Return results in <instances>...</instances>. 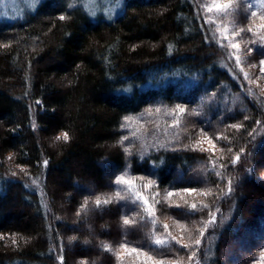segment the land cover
Wrapping results in <instances>:
<instances>
[{
  "label": "trees",
  "instance_id": "trees-1",
  "mask_svg": "<svg viewBox=\"0 0 264 264\" xmlns=\"http://www.w3.org/2000/svg\"><path fill=\"white\" fill-rule=\"evenodd\" d=\"M227 55L198 0H124L113 20L93 19L63 0H42L24 18L0 21V264H60L61 252L63 264H79L77 257L86 264H119L125 241L154 256L196 250L198 264H264V206L255 201L264 198V127L246 146L243 132L230 134L229 147L246 154L236 163L226 149L223 156L189 147L159 149L141 158L120 146V124L129 114L159 101L189 106L211 89L240 92L244 86ZM256 95L248 103L259 109ZM258 99L263 112L264 100ZM64 132L70 139L57 140ZM103 160L117 171L128 166L134 177L161 189L209 185L213 192L194 215L174 206L154 225L156 218L138 203L117 202ZM204 164L211 170L201 184L189 171ZM82 182L92 188L79 189ZM95 196L113 202L97 208ZM151 198L154 210L164 203L161 195ZM125 216L137 220L134 227L144 223L145 232L127 234ZM73 217L88 228L72 225ZM213 217L199 248L182 249L181 239L158 251L148 246L161 228L168 230L165 237L174 236L169 218L201 229ZM248 234L244 253L230 249L243 248Z\"/></svg>",
  "mask_w": 264,
  "mask_h": 264
},
{
  "label": "rangeland",
  "instance_id": "rangeland-1",
  "mask_svg": "<svg viewBox=\"0 0 264 264\" xmlns=\"http://www.w3.org/2000/svg\"><path fill=\"white\" fill-rule=\"evenodd\" d=\"M41 1L42 0H0V21L12 22L22 19L26 14L34 11ZM63 1L68 7H80L93 19L104 17L113 20L120 15L124 9V0ZM198 1L201 5L204 20L211 21L210 23H206L208 29L212 30L217 42L223 45L222 47L226 48L227 56L230 58L236 73L240 76L241 80H239V82L241 81L244 87L237 93L228 90L222 91L220 88L201 92L199 96H197L194 104L189 106L180 105L178 103L168 104L159 101L139 113L125 116L120 124V146L126 151L129 157L137 155L143 158L152 151H157L159 149L175 150L189 147L207 151L215 156H223V150L226 149V151L234 153L232 159L239 154L241 158L244 157L246 160V154H241L240 148L238 150L230 148V144H227L226 141H231L229 140L230 134L243 132V138L247 139V144H244L246 146L248 145L249 139L258 135L264 127L263 104L258 99L262 98L264 100V73L260 72V60L264 59V41H261L260 37L264 36V28L258 27L264 24V18H262L264 17V7L261 6V0H237V4H243L245 8H247L249 4L252 5L251 9L246 14L242 13L239 16H236L231 11H229L228 14L217 13L215 8H213L212 12H208L207 8L213 6L214 0ZM221 2H224V0H221ZM252 11L257 12L256 17H251ZM249 27L252 28V31L240 32V29H247ZM234 32L239 34L234 35ZM253 40L256 41V44L252 43ZM232 44H238L239 48H232ZM249 48L253 49L251 53L248 51ZM238 56L241 58L239 64L236 62ZM253 65H255V67H253ZM245 73H247V79L245 78ZM195 82L196 79H192V84ZM57 83L60 84L61 82L57 81ZM253 92L257 94V98H255L258 100L259 104H257V106L259 109L257 107L251 108L248 103V97H250ZM177 105L183 107L185 112L178 113L176 110ZM158 109L159 111H157ZM252 118L254 121L248 125L246 129L245 123ZM211 119L213 120L211 121ZM223 120L226 121L223 123L222 129H218L219 131L217 132L215 129ZM229 120H231V122H229ZM257 121H260V123H257ZM209 123L212 124L208 125ZM231 125H242V127L233 128L230 127ZM205 133H207V136H205ZM221 136L226 137V139H217V137ZM210 139L213 144H209ZM213 145L215 146L213 147ZM244 145L243 147L245 148ZM229 149L231 151H229ZM262 155V168L259 171L264 175V152ZM101 165L104 168V173L108 177V180L111 181V178L114 180L116 192L119 191L121 197L127 200H135V194L139 193L143 199L148 201V205H144L143 200H140L137 202L138 205H136V207L138 209L145 207L151 208L153 210L152 216L156 218V223L157 217L160 220L163 218L165 219L170 213V208L176 205H180L183 210L190 209L192 204L201 207L204 205L203 203L207 202L211 192H213V190L210 189L211 187L208 188L209 185H199L197 188H191L196 190L192 193H185L183 189L186 188L178 190L161 189L155 185L154 181L148 178L134 177L128 166L117 171L113 168L114 166L106 160L101 161ZM192 170L189 171L191 173L190 176L195 177V179H198L200 183L203 184V182L207 181H204L201 176L211 170V165L204 164L195 168L194 171ZM117 177H122L125 181H130V186L125 184L117 185L115 183ZM177 178L185 180L181 178V175ZM141 180L144 182H141ZM76 186L83 190L92 188V184L89 182L78 183ZM147 187L149 192H145L144 190V188ZM169 192L173 193L171 197L167 196ZM206 192L210 194L204 195ZM152 194L161 195L162 201L164 202L160 204L158 208H155L156 211L153 205L155 201L151 198V196H153ZM95 197L97 198V196ZM255 201L257 203L256 205L264 206L263 197L258 196ZM170 205L172 206L170 207ZM130 209L131 207L127 208V210ZM196 209H198V207ZM208 220L209 219H207L206 222ZM71 221L73 222L72 225H74L75 221L74 226H78L79 229L81 226H83L84 229L88 228L84 224L77 223L74 217ZM192 223L195 224L196 227H187L183 222L171 218L168 219L170 233L187 244L190 243L189 238H195L198 235V223ZM126 232L127 234L133 232V236L135 237L139 232H145V224L142 223L137 227L128 228ZM158 232L160 234L156 233L155 238H164L165 235L168 234V230H163L162 228L158 230ZM71 237L73 236L71 235ZM251 239V235L248 234L246 241L242 243L243 248L242 245L239 244L241 246L235 248L231 246L230 249L238 251L239 254L240 252L244 253L247 247L246 245L249 244V240ZM128 247L133 248L134 246L132 247V245L128 244ZM261 251V254L264 256V249H261ZM118 252L119 258H122L119 264H154L156 260H163L164 264H174L175 261H179L180 264H198L197 255L192 260L188 259L196 250L191 251L188 255L183 257L154 256L149 254L146 248H141V253L139 254L126 251L122 247ZM143 253L152 256V259H147ZM82 261L86 262L82 258H76L77 263L81 264Z\"/></svg>",
  "mask_w": 264,
  "mask_h": 264
},
{
  "label": "snow or ice",
  "instance_id": "snow-or-ice-1",
  "mask_svg": "<svg viewBox=\"0 0 264 264\" xmlns=\"http://www.w3.org/2000/svg\"><path fill=\"white\" fill-rule=\"evenodd\" d=\"M261 6L264 7V0H261ZM251 7H252V5L249 4L248 7L245 8L243 6V4H237V0H224V2H221V0H214L213 6L212 7H208L207 11L208 12H212L213 8H215L217 13L228 14L229 11H231L236 16H239L242 13L246 14L251 9ZM256 16H257V12L256 11H252L251 12V17H256ZM63 18L64 17H61V19H63ZM262 18H264V17H262ZM210 22L211 21H205V23H210ZM258 27L259 28H264V24H261ZM244 31H249L250 32V31H252V28L249 27L247 29H240V32H244ZM238 34L239 33L234 32V35H238ZM207 39H208V37H206V40ZM260 40L264 41V36H261ZM252 43L256 44V41L253 40ZM221 46H223V45H221ZM232 48H239V45L238 44H232ZM248 51H249V53H251L253 51V49L249 48ZM240 61H241V58L238 56L236 58L237 64H239ZM260 65H261L260 72L264 73V59L260 60ZM253 67H255V65H253ZM245 78L247 79V73H245ZM176 110H177L178 113H184L185 112V109L183 107L179 106V105H177V109ZM157 111H159V109ZM126 119H128V118H126ZM177 123H178V121H177ZM257 123H260V121H257ZM230 127L240 128V127H242V125H231ZM205 136H207V133H205ZM56 139L57 140L63 139L65 142H67L70 139V137H69L67 132H64V133H62L61 136H57ZM125 139H127V138H125ZM217 139H226V137L221 136V137H217ZM209 144H213L211 139L209 140ZM214 146L215 145H213V147ZM229 151H231V150L229 149ZM241 151H243V149H241ZM239 159H240V156H239V154H237V156L233 160V163L238 162ZM46 164H47V161H45V165ZM115 183L117 185L125 184V185H129V186L131 184L130 181H125L122 177H117ZM229 185H231V181H229ZM183 191L185 193H192V192H194L196 190L195 189H191V188H186V189H183ZM231 191H232L231 186H229L228 192H231ZM209 194L210 193H208V192L204 193V195H209ZM225 194H227V193H225ZM135 195H136V199L135 200H127L124 197H121L119 191H117L116 200H117L118 203L122 202L121 206H123V207H127L129 205H132L134 207L136 205V203L138 201H140V200H143L144 205H148V201L143 199V197H141L139 193H136ZM172 195H173L172 192L167 193L168 197H171ZM112 202L113 201H112L111 197H109L107 199H103V200L101 198L97 197L94 203H95V206L97 208H100L101 206H106V205H108L109 203H112ZM87 203L88 202L86 200L85 201V205H82L81 207L82 208L86 207ZM171 206L172 205H170V207ZM176 207H180V205H176ZM203 207H207V205H203ZM196 208H197L196 204H192L190 206V212L186 213V215H194ZM144 211L147 214V216H149V217L153 215V210L151 208H149V207H145ZM79 215H80V211L78 210L77 211V216H79ZM139 219L140 220H145V216H141V217H139ZM152 223L155 225L156 221L153 220ZM212 223H214V217L212 219H209L207 222H204V228L198 229L200 238H196L193 241L192 244H187V243L186 244H182L181 248L182 249H190V248L193 247V245L196 248H199V246L202 243L201 238L205 235L204 229L207 228V226L209 224H212ZM136 224H137V220L136 219L128 218L127 216H125L123 218V225L128 227V228L134 227ZM164 227L167 229L168 225H165ZM70 239H75V237H72ZM172 241H175L176 244H180V240L179 239H177L174 236H168V237H164V238L153 239V240H151V243L148 246L153 251H158L160 248H171L173 246L172 245ZM12 242H13V244L16 243L15 240H13ZM121 247L124 248L126 251H129L131 253H137V254L141 253V248L140 247L129 248L127 241L122 243ZM104 248L106 250H111L107 244L104 245ZM143 255H145L147 259H152V256H149L147 253H143ZM196 255H197V253L193 252L192 255L188 257V259L192 260ZM58 259H59L60 264H63V254H62V252H61V255L58 257ZM81 264H85V262L82 261ZM154 264H164V261L163 260H156V261H154ZM174 264H180V262L179 261H175Z\"/></svg>",
  "mask_w": 264,
  "mask_h": 264
}]
</instances>
